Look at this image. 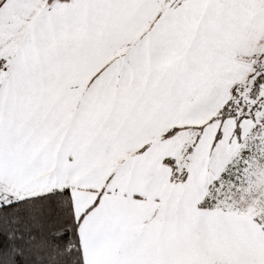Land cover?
<instances>
[{
	"label": "snow or ice",
	"instance_id": "obj_1",
	"mask_svg": "<svg viewBox=\"0 0 264 264\" xmlns=\"http://www.w3.org/2000/svg\"><path fill=\"white\" fill-rule=\"evenodd\" d=\"M0 264H264V0H0Z\"/></svg>",
	"mask_w": 264,
	"mask_h": 264
}]
</instances>
